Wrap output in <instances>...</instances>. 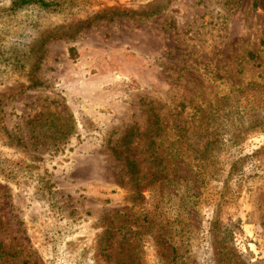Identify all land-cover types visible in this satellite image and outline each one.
Wrapping results in <instances>:
<instances>
[{"label":"rangeland","instance_id":"1","mask_svg":"<svg viewBox=\"0 0 264 264\" xmlns=\"http://www.w3.org/2000/svg\"><path fill=\"white\" fill-rule=\"evenodd\" d=\"M11 1L0 264H264V0Z\"/></svg>","mask_w":264,"mask_h":264},{"label":"trees","instance_id":"2","mask_svg":"<svg viewBox=\"0 0 264 264\" xmlns=\"http://www.w3.org/2000/svg\"><path fill=\"white\" fill-rule=\"evenodd\" d=\"M62 4L61 2L57 1V0H12L11 1V7L10 10H12V12L16 13L18 11H23L25 9H36V8H40V9H49L52 7H60ZM156 12L155 10L152 11L151 13ZM116 14H120L119 11L116 9L115 11H113L109 17L116 15ZM78 31V29H77ZM58 32L55 34L56 37H59V35H57ZM41 59V56L38 57V60ZM36 64V62H35ZM154 121L157 123V120L155 119V116H153ZM128 168L129 171H131L132 173H136L137 172V168L136 165L129 161L128 162Z\"/></svg>","mask_w":264,"mask_h":264}]
</instances>
